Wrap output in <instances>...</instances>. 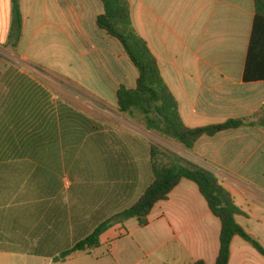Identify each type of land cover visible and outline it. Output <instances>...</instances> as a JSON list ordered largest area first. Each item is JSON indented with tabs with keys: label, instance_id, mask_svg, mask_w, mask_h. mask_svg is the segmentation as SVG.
Instances as JSON below:
<instances>
[{
	"label": "crops",
	"instance_id": "obj_1",
	"mask_svg": "<svg viewBox=\"0 0 264 264\" xmlns=\"http://www.w3.org/2000/svg\"><path fill=\"white\" fill-rule=\"evenodd\" d=\"M19 1L17 77L9 89H0V264H216L221 221L186 179L155 205L148 225L126 220L101 236L99 248L62 258L101 223L77 241L85 222L77 223L76 196L63 185L64 178L74 179L76 151L62 135L60 104L32 79L30 67L64 78L114 108L118 90L135 89L139 72L122 44L98 27L100 0ZM127 1L133 26L158 60L184 124L200 128L245 120L240 128L201 137L192 151L175 142L177 151H171L219 179L242 211L237 223L264 246V80L245 81L255 0ZM12 19V0H0V62L10 52ZM126 149L122 162L129 165L136 159ZM101 158L112 180L110 156ZM54 257L59 263H52ZM229 264H264V257L235 237Z\"/></svg>",
	"mask_w": 264,
	"mask_h": 264
},
{
	"label": "trees",
	"instance_id": "obj_2",
	"mask_svg": "<svg viewBox=\"0 0 264 264\" xmlns=\"http://www.w3.org/2000/svg\"><path fill=\"white\" fill-rule=\"evenodd\" d=\"M100 1L103 3L104 13L97 19L98 27L122 44L139 72L135 89L121 87L118 90V113L128 116L141 115L148 131L181 145L187 151H192L197 141L203 136H215L246 125L245 120L239 119L207 127H187L179 113L178 102L163 79L158 60L133 26L128 1ZM12 5L13 19L7 46L16 51L22 38L23 17L20 1L12 0ZM255 7L256 14L245 67V81L264 80V0H255ZM59 107L62 135L73 141L74 151L77 152L85 140L98 135L96 133L99 126L92 119L67 105L60 104ZM95 142L100 144V153H107L111 162H114L108 163L111 166L110 172L112 170L116 172L120 165L127 167L128 162H122L125 158L124 153L122 157L115 158L113 152L107 149L105 140L102 141L100 138ZM124 152H127L126 148ZM150 163L153 181L131 207L116 216V219H120L119 222L136 219L140 226L148 225V217L155 205L167 200L179 183L186 179L199 187L211 212L221 221L220 251L216 264H229L231 245L235 237L250 243L264 257V246L237 223L236 216L242 215V211L235 205L232 195L213 173L178 154L169 152L163 154L155 144L150 145ZM113 175L115 174L112 172V177ZM114 223V219L101 223L90 235L63 253L62 258L72 253L99 248L101 236L112 228ZM195 264L206 263L198 261Z\"/></svg>",
	"mask_w": 264,
	"mask_h": 264
},
{
	"label": "rangeland",
	"instance_id": "obj_3",
	"mask_svg": "<svg viewBox=\"0 0 264 264\" xmlns=\"http://www.w3.org/2000/svg\"><path fill=\"white\" fill-rule=\"evenodd\" d=\"M3 53L5 55H2L0 62L2 75L0 89L7 90L11 86L10 83L17 77L16 67L13 66L17 63L12 48L9 53ZM30 69L35 72L30 73L32 79L51 94L53 104L67 105L92 119L99 126L96 133L98 135L85 140L77 149L74 179L64 178L66 181L63 182L64 186L71 187H69L70 194L74 193L76 196L77 223L85 222L86 229H82L83 225H80V232L77 225V241L81 235H86L106 220L114 219V227L121 229L122 222H119L120 219H116V216L133 205L152 181L150 145H157L163 154L168 152L176 154L173 152L177 151L173 147L176 144L162 138L159 134L148 131L141 115L120 114L117 108L111 106V103L90 94L76 84L44 69L36 70L31 67ZM100 138L102 141L105 140L107 149L113 152V155L123 154L124 148L134 152L135 162L130 161L127 165L137 167V170L134 169V174L126 167L116 172L112 170L115 174L112 180L107 178L101 158L102 153L99 150L100 144L95 142ZM30 180L35 178L31 177ZM57 258L59 257H54L52 263H59L60 260Z\"/></svg>",
	"mask_w": 264,
	"mask_h": 264
},
{
	"label": "water",
	"instance_id": "obj_4",
	"mask_svg": "<svg viewBox=\"0 0 264 264\" xmlns=\"http://www.w3.org/2000/svg\"><path fill=\"white\" fill-rule=\"evenodd\" d=\"M59 260V258H57Z\"/></svg>",
	"mask_w": 264,
	"mask_h": 264
}]
</instances>
